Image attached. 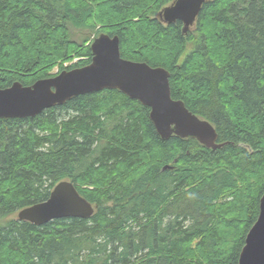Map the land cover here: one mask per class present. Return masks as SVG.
<instances>
[{
    "label": "trees",
    "instance_id": "1",
    "mask_svg": "<svg viewBox=\"0 0 264 264\" xmlns=\"http://www.w3.org/2000/svg\"><path fill=\"white\" fill-rule=\"evenodd\" d=\"M173 2L0 0L1 89L84 67L95 38L117 35L224 144L163 139L120 90L0 119V264H239L264 194V0H208L188 33L159 18ZM63 180L90 219H19Z\"/></svg>",
    "mask_w": 264,
    "mask_h": 264
},
{
    "label": "water",
    "instance_id": "2",
    "mask_svg": "<svg viewBox=\"0 0 264 264\" xmlns=\"http://www.w3.org/2000/svg\"><path fill=\"white\" fill-rule=\"evenodd\" d=\"M206 2L175 0L159 13V18L165 24L181 21L183 32L188 33ZM91 50L92 61L84 67L63 70L30 86L17 81L8 88H0V119L33 118L80 95L120 90L151 109L150 118L163 139L173 135L193 138L214 150L224 145L218 142L219 135L212 123L190 111L182 100L173 98L171 74L167 69L124 59L117 35L101 34L94 39ZM167 169L172 166L167 165L163 170ZM94 213L95 206L71 181L63 180L47 201L23 209L18 217L40 226L62 218L90 219ZM239 264H264V194L259 216L246 236Z\"/></svg>",
    "mask_w": 264,
    "mask_h": 264
},
{
    "label": "rangeland",
    "instance_id": "3",
    "mask_svg": "<svg viewBox=\"0 0 264 264\" xmlns=\"http://www.w3.org/2000/svg\"><path fill=\"white\" fill-rule=\"evenodd\" d=\"M157 17H158V15H157ZM190 50H191V48H189L184 54H183V56H182V59H184L186 56H187V54L190 52ZM53 73H58V69H55L54 71H53Z\"/></svg>",
    "mask_w": 264,
    "mask_h": 264
},
{
    "label": "bare ground",
    "instance_id": "4",
    "mask_svg": "<svg viewBox=\"0 0 264 264\" xmlns=\"http://www.w3.org/2000/svg\"><path fill=\"white\" fill-rule=\"evenodd\" d=\"M208 1V0H207ZM181 60V59H180ZM83 62V61H82ZM64 66V65H63Z\"/></svg>",
    "mask_w": 264,
    "mask_h": 264
},
{
    "label": "flooded vegetation",
    "instance_id": "5",
    "mask_svg": "<svg viewBox=\"0 0 264 264\" xmlns=\"http://www.w3.org/2000/svg\"><path fill=\"white\" fill-rule=\"evenodd\" d=\"M184 25V24H183Z\"/></svg>",
    "mask_w": 264,
    "mask_h": 264
}]
</instances>
